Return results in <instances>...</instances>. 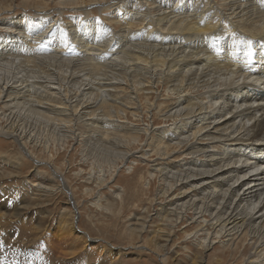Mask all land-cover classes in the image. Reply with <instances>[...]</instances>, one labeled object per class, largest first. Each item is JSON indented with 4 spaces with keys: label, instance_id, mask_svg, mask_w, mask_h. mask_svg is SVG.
Instances as JSON below:
<instances>
[{
    "label": "rangeland",
    "instance_id": "1",
    "mask_svg": "<svg viewBox=\"0 0 264 264\" xmlns=\"http://www.w3.org/2000/svg\"><path fill=\"white\" fill-rule=\"evenodd\" d=\"M189 2L195 3L191 6L193 9H204L206 14L216 19L220 16L223 21L228 19L227 22L238 25L235 33L243 34L245 29H255L257 35L264 30V7L259 0H85L84 5L81 0L76 4L69 0H0V25L1 22L24 20L19 18H26L27 21L47 19L37 25L52 26L49 27V32L54 35L48 46L39 50L47 56L40 59V53L32 55V50L20 54L23 58H31L29 65L35 67L34 72H41L38 74L41 78L33 75L35 82L40 80L43 83L42 81L47 80L45 76L51 73L55 84L64 87L63 93L82 100L88 74L97 87L101 83V86L121 87L125 84L122 80H125L124 89L111 91L112 99L116 102V108L111 111H124L127 117L122 120H128L138 127L155 128L165 124L162 110L173 108L178 102L174 97L176 93L173 83L169 81L170 77L161 73L164 67L160 64L161 56L170 53V47L179 46L180 51L188 45V41L182 38L178 40V45L169 40L178 33L177 29L171 30L170 25ZM118 3L123 5L120 10L115 9ZM139 10L144 16L133 20L131 25L116 18L120 11L136 13ZM94 17H99L108 28L116 32L117 45L141 42L152 53L147 52L139 58L135 54L139 53L138 49L120 47L117 50L118 56L127 58L123 53L124 49L133 54L132 59L126 61L127 69L116 67V63H108L109 53H105L107 55L100 61L103 69L92 70L90 65L77 58V49L70 41L67 45L61 42L60 29L72 31L76 23H82V19L89 18L93 21ZM12 18L18 20L8 21ZM147 19L151 21L147 22ZM161 19L163 21H159ZM167 19H171L170 23H166ZM151 24L153 27H150ZM4 33L5 30L0 29V36ZM230 33L227 31L219 34L222 37L220 41L226 38L231 41ZM246 34L245 32L244 35L247 36ZM162 35H171L166 42L168 44L164 43ZM251 38L253 39L252 36ZM262 38L264 37L259 38V41ZM254 39L253 44L256 43ZM226 48L234 49L232 42ZM191 49L194 53L182 54L184 59L176 58L174 54L168 58L170 62L191 59V55L196 54L195 50L200 51L196 47ZM72 53L75 56L72 57L73 61L67 59L71 58ZM0 54V59L3 60L16 58L11 55L9 48L0 49ZM56 56L63 59L54 61ZM106 64H113L117 70L114 67L110 69ZM100 73H104L106 77L100 78ZM25 83L22 89L16 91L17 98L21 93L36 95L40 92V89L30 85L29 80ZM77 83L80 84V90L70 87ZM92 94L93 96L85 98L84 110L99 107L94 106L100 98L99 90L94 88ZM38 99L41 103H34L32 109L39 113L60 103L57 93L49 91L42 92ZM109 105L110 103L104 105L106 111L110 109ZM7 109L4 104L1 105L0 133L8 125L1 116L3 112L8 114ZM15 109L17 106L8 112ZM105 110L102 114L108 113ZM64 118L65 122L71 120L69 126L79 132L78 137H70L66 143L53 140L54 131L50 130L44 131L38 138L33 137L26 147L19 140L0 134V263L5 260L6 264L10 261L15 264H253L251 260L258 257L254 255V246L261 243L260 239H247L240 235L228 245L229 243L222 242L219 238V242L206 250L201 246L204 236L190 239L187 235L202 225L196 218L197 210L193 206L187 207L181 216L166 212L167 208L174 207H178L176 212L182 210L184 205L178 203L184 199L181 197L184 185L177 176H167L161 170L155 172L152 164L172 165L176 161H183L180 157H184V148L187 146L172 147L170 150L173 153L167 157L159 152L164 151L163 144L161 148L150 146L155 139H149L148 135H142L140 144H133L125 127L113 126L106 129L109 121L90 126L84 119ZM30 121L36 123L35 118ZM128 124L119 123L121 126ZM127 147L130 152H135L131 156L132 161H137L135 170L130 172L127 167L131 163L125 162L123 158L117 161L116 166H110L112 151L121 152ZM151 148L158 152H153L149 158H143L142 154ZM84 149H88L89 156L84 157ZM99 158L105 177L102 174L100 177L97 170ZM116 168L119 170H115ZM99 177L104 179L100 181ZM39 183L54 190L47 192L36 187L35 184ZM165 189L167 192L163 194L162 190ZM117 192L120 193V198L116 197ZM98 199L101 207L97 205ZM206 220L209 221V218ZM64 225L68 227V231L74 225L80 239L76 241L74 238L77 234L71 238L67 234L60 236V226ZM160 228L165 230L164 234L154 238L153 231Z\"/></svg>",
    "mask_w": 264,
    "mask_h": 264
},
{
    "label": "bare ground",
    "instance_id": "2",
    "mask_svg": "<svg viewBox=\"0 0 264 264\" xmlns=\"http://www.w3.org/2000/svg\"><path fill=\"white\" fill-rule=\"evenodd\" d=\"M69 1L76 4L78 0ZM81 1L84 5L85 0ZM192 5L195 3L189 2L186 8L181 7L182 13H178L170 25L171 30H178L173 39H170L171 35L168 37L162 35L165 44H168L166 42L170 39V42H176L173 44L178 45V40L182 38L188 41V45L180 51L178 49L181 47L172 46L168 49L170 53L161 56L160 66L164 67L161 73L170 77L169 81L173 83L172 87L176 93L174 97L178 102L173 108L162 110L161 115L165 124L155 128L152 126L138 127L128 120H122L127 117L124 111H111L116 108L111 91L112 89L114 91L124 89L125 80H122L125 84L121 87L101 86L102 83L97 87L96 83L91 80L92 76L88 74L83 87L85 92L81 97L82 100L73 98L74 95L69 93H63L64 87L61 84H55V78L51 73L45 76L47 80L42 81L43 83H40V80L38 83L35 82L33 75L41 78L38 75L41 72H34L35 67L29 65L31 58H23L20 54L32 50V55L40 53V59L47 56L39 50L48 46L51 37L47 39L45 37L48 36L49 27L52 26L43 24L42 30L36 31L37 25L47 20L45 18L30 21H27L26 18H19L24 20L16 22L13 20L18 19L12 18L8 21L13 22H1L0 29L5 30V33L0 36V49L9 48L11 55H15L16 58L0 59V108L2 104L8 107L6 110L8 114L5 112L1 114L2 119L6 120L8 125L0 134L11 136L15 141L19 140L23 147H26L27 142L31 141L33 137L38 138L44 131L50 130L54 131L52 132L53 140L66 143L70 137L79 136V132L69 126L71 120L65 122L66 118L64 117L67 116L84 119L90 126L109 121L106 129L113 126L125 127L133 144H140L142 135H148L149 139H155L150 146L161 148V144H163L164 151L159 152L167 157L173 153L170 150L172 147L187 146L184 148V157H180L183 161H176L175 164H170L171 166L169 164H152V169L155 172L161 170V172H166L167 176H177L184 185L183 195H181L184 199L178 203L184 205L182 210L179 209L180 211L176 212L178 207H174L167 208L166 212L181 216L187 207L193 206L197 210L196 218L202 225L187 235L190 239L195 236L196 238L200 235L204 236L201 239L203 241L201 246H204L206 250L219 242V238L222 242L229 243L228 245H231L232 240L239 238L240 235L247 239L249 237L250 239H260L261 243L254 246V255H258V257L251 262L264 264V50L261 49L259 41V38L264 37V30L257 35L255 29H245L243 34L237 33V37L251 38L252 36L256 41L253 44L256 49L253 63L248 69H245L243 61L246 59L244 55L246 48L243 44H238L236 48L227 50L226 45L232 42L229 38L218 40L220 42L213 44L202 37L203 34L212 36L225 34L227 31L237 32L238 25L227 22L228 19L223 21L220 16L219 19H216L208 13L206 14L204 9L191 8ZM122 6L118 3L115 9ZM142 16L144 15L140 10L136 13L120 11L116 18L122 19L126 25H131L133 20ZM147 20V22L151 21V19ZM159 21H163V19ZM170 21L171 19H167L166 23H170ZM150 27H153V24ZM73 29L66 31L68 41L77 49V58L90 65L92 70L103 69L100 61L104 55H107L105 53H109L108 63H116L115 66H121L122 69H127L126 61L128 62L133 57L130 51L132 48L139 50V53H135L139 58H142L147 52H149L148 54L152 53L141 42L117 45L116 32L114 33L112 29L111 34L104 32L99 35V39H95L94 24L89 18H85L83 23H76ZM245 32L247 36L244 35ZM53 35L54 33L51 36ZM237 37L236 39L239 40L240 38ZM120 47L130 49L123 50L127 58L117 55L119 53L117 50ZM194 47L200 51L195 50L196 54L191 55L193 58L170 62L169 58L173 54L176 58L184 59L182 54L194 53L191 49ZM64 54L66 55V53ZM72 57H75L74 53L71 58L67 59H74ZM0 58H2V54H0ZM61 59L63 58L59 56L53 58L54 61ZM106 66L110 69L114 67L113 64H106ZM116 67H114L115 70H117ZM23 76L27 78L25 79ZM100 76L102 79L106 77L104 73H100ZM229 76L232 77L231 80L227 79ZM26 80H29L31 86L40 89V92H37L36 95L21 93L17 98L15 93L26 85ZM70 87L81 89L79 83ZM94 88L100 92V98L94 105L99 107H90L91 109L84 110L85 98L93 96ZM46 91L52 94L57 93V99L60 100L59 105L53 104L42 113L35 112L32 109L33 104L41 103V100L38 99L39 95ZM75 102L78 103L74 105ZM106 103H110L108 111L104 109ZM15 106H17L15 111L8 112ZM103 110L108 113L102 114ZM33 118L36 120L35 124L30 121ZM170 121L173 122L167 124ZM119 123L129 124L121 126ZM153 142L157 144H153ZM154 148L146 149L142 154L143 158L145 156L149 158L153 152H158V150L154 151ZM112 152L113 159L109 162L110 166H116L117 161L123 158L125 162L130 161L131 163L127 167L129 171L135 170L134 165L137 164V161H132L131 158L135 152L131 151L133 152L131 153L128 147L121 152L115 150ZM82 153L84 157L90 154L88 149H84ZM153 161L155 162V160ZM98 162L97 170L101 177V174L103 175L105 172L100 165V158ZM100 177V181L104 179ZM35 186L47 192L54 190L42 183L35 184ZM167 189L162 190L163 194H166ZM120 196V193L117 192L116 197L120 198ZM97 202V205L101 207L99 199ZM207 218L209 221L206 220ZM60 227L62 229L60 236L67 234L68 238H71L77 234L74 238L76 241L80 239L77 228H73L74 225L71 226L70 231L66 225ZM164 232L163 228L153 231L154 238H158ZM80 241L88 243L85 240ZM155 243L159 245L157 240ZM253 243L256 244L255 241ZM6 262L3 260L0 264H6ZM7 264L15 263L10 261Z\"/></svg>",
    "mask_w": 264,
    "mask_h": 264
},
{
    "label": "snow or ice",
    "instance_id": "3",
    "mask_svg": "<svg viewBox=\"0 0 264 264\" xmlns=\"http://www.w3.org/2000/svg\"><path fill=\"white\" fill-rule=\"evenodd\" d=\"M259 3L262 7H264V0H259ZM81 22L83 23V19ZM201 23H203V21H201ZM93 24L95 28V31H94L95 39H99V35L101 33L107 32L111 34L112 32L110 28L104 25L103 21L99 17L93 18ZM42 27L43 26H37L36 31L42 30ZM51 35L52 33L50 31L48 33V36L45 37V39H47L48 37H51ZM230 35L233 38L232 39L233 48H236L238 44H243L245 46L246 50L244 52V55L246 59L243 61V66L245 69H248L249 66L253 63L254 53L256 51V49L253 47V39L252 38H240L238 40L236 39L237 33L235 32H231ZM221 38L222 37L218 35H212V36H209L207 34L203 35V39L211 41L213 44H215V42L220 40ZM60 39H61V42L64 43L65 45L68 44V33L63 28L60 29ZM37 43L39 44L40 42L38 41ZM260 44H261V49L264 50V38L261 39ZM233 55H235V52H233ZM227 79L231 80L232 77L229 76L227 77Z\"/></svg>",
    "mask_w": 264,
    "mask_h": 264
}]
</instances>
